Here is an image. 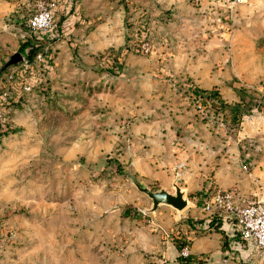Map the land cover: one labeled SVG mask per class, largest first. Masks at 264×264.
<instances>
[{
	"label": "rangeland",
	"instance_id": "obj_1",
	"mask_svg": "<svg viewBox=\"0 0 264 264\" xmlns=\"http://www.w3.org/2000/svg\"><path fill=\"white\" fill-rule=\"evenodd\" d=\"M37 3L52 4L47 37L24 25ZM0 6V67L43 57L0 73V264H183L163 253L189 208L219 221L204 210L217 191L264 199V0ZM130 177L176 182L187 207L142 213Z\"/></svg>",
	"mask_w": 264,
	"mask_h": 264
},
{
	"label": "crops",
	"instance_id": "obj_2",
	"mask_svg": "<svg viewBox=\"0 0 264 264\" xmlns=\"http://www.w3.org/2000/svg\"><path fill=\"white\" fill-rule=\"evenodd\" d=\"M0 6V13L3 11ZM189 216L179 226L177 233L179 238L175 242L167 243V251L163 258L170 263L173 253L176 254L175 245L188 241L190 259L193 264H263L262 259H257L252 253L256 250L247 242L240 246V241L234 233V229L228 219L221 217L219 221L214 218L196 214L194 209L189 208ZM216 221V222H215ZM187 243V242H186ZM261 258V257H260Z\"/></svg>",
	"mask_w": 264,
	"mask_h": 264
},
{
	"label": "built area",
	"instance_id": "obj_3",
	"mask_svg": "<svg viewBox=\"0 0 264 264\" xmlns=\"http://www.w3.org/2000/svg\"><path fill=\"white\" fill-rule=\"evenodd\" d=\"M34 10L25 20V27L31 32L47 37L53 31V12L51 3H37ZM47 39V38H46ZM33 61H43L42 54L37 53ZM26 65V61L22 64ZM13 72H9L8 79H13ZM28 84L22 85L23 91H29ZM237 207L234 204V195L229 191L215 192L209 203L205 204L204 210L221 213L228 219L234 229L235 235L240 241V246L244 243H251L261 259L264 261V199ZM213 215V214H211ZM190 254L187 245H180L176 250V259L183 264L189 262Z\"/></svg>",
	"mask_w": 264,
	"mask_h": 264
},
{
	"label": "water",
	"instance_id": "obj_4",
	"mask_svg": "<svg viewBox=\"0 0 264 264\" xmlns=\"http://www.w3.org/2000/svg\"><path fill=\"white\" fill-rule=\"evenodd\" d=\"M24 62V57H22L19 53H13L11 56H9L8 60L0 67V73L9 66L23 64ZM129 179L134 188L138 192L144 194L150 201L149 208L147 210H143L142 213H151L157 210L160 206L169 207L179 213L188 205V201L184 196V191L176 184V182L172 183L173 192L170 193L165 189L151 191L145 185L137 182L133 177H130ZM262 201L263 200H261V202ZM175 259L176 254L173 253L171 261H174Z\"/></svg>",
	"mask_w": 264,
	"mask_h": 264
},
{
	"label": "trees",
	"instance_id": "obj_5",
	"mask_svg": "<svg viewBox=\"0 0 264 264\" xmlns=\"http://www.w3.org/2000/svg\"><path fill=\"white\" fill-rule=\"evenodd\" d=\"M27 47V46H26ZM34 47H36V46H33L32 48H30V47H27L26 48V52H25V59L27 60V59H29V58H33L34 57V55L36 54V53H34V51H32L33 49H34ZM194 91V98L196 99V100H198V103L201 105V106H204V107H214L215 106V103H219V104H221L220 103V101H219V99L217 98V94H213V93H210V92H205V91H203V90H196V89H194L193 90ZM202 91V92H201ZM217 109H219V108H217ZM180 245L181 244H178V245H175V247H177V248H179L180 247Z\"/></svg>",
	"mask_w": 264,
	"mask_h": 264
}]
</instances>
